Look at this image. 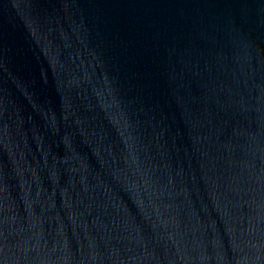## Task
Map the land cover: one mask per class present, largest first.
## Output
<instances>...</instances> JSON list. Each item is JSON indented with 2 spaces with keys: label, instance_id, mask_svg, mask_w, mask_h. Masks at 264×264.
Masks as SVG:
<instances>
[{
  "label": "water",
  "instance_id": "95a60500",
  "mask_svg": "<svg viewBox=\"0 0 264 264\" xmlns=\"http://www.w3.org/2000/svg\"><path fill=\"white\" fill-rule=\"evenodd\" d=\"M0 264H264V0H0Z\"/></svg>",
  "mask_w": 264,
  "mask_h": 264
}]
</instances>
